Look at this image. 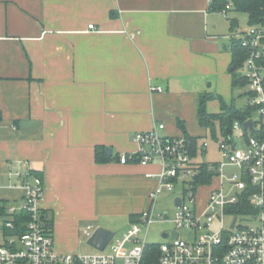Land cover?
Segmentation results:
<instances>
[{
  "label": "crops",
  "instance_id": "obj_1",
  "mask_svg": "<svg viewBox=\"0 0 264 264\" xmlns=\"http://www.w3.org/2000/svg\"><path fill=\"white\" fill-rule=\"evenodd\" d=\"M209 1L0 0V200L21 198L16 171L40 175L57 252L148 207L159 164L118 161L134 133L163 123L198 139L199 97L209 113L218 97L235 105L229 47L243 31Z\"/></svg>",
  "mask_w": 264,
  "mask_h": 264
},
{
  "label": "built area",
  "instance_id": "obj_2",
  "mask_svg": "<svg viewBox=\"0 0 264 264\" xmlns=\"http://www.w3.org/2000/svg\"><path fill=\"white\" fill-rule=\"evenodd\" d=\"M230 3L226 6L228 8ZM221 13L225 14L226 9ZM89 28L93 24L88 25ZM241 44L248 48L244 64L247 67L249 104L254 105L259 115V126L246 130L234 121L227 136L218 140L222 160L207 164L213 171L209 183L199 181L200 163L192 159V144L184 136H167L160 131L163 123L133 135L137 148L133 153L120 154V163L159 164V171L146 176L155 177L156 187L149 193V205L120 235L112 236L105 248L109 252L98 255L59 253L49 227V217L40 201L43 196V179L30 170L16 171L20 181L21 198L16 201L0 200V264H264V26H251L241 34ZM154 89V88H153ZM155 89L160 90L159 87ZM250 120V119H249ZM250 131L245 137L240 134L241 145L234 141V130ZM244 137V139H243ZM206 142L201 149L205 150ZM227 165L241 169L240 178L232 174L227 182L234 191L223 189V169ZM196 175V177H194ZM215 180V181H214ZM214 181V182H213ZM216 183V184H215ZM177 184L182 191L175 193ZM207 185L201 195L202 209L197 207V188ZM166 191L179 197L180 205L174 204L171 219L168 212L155 209L159 195ZM231 220L225 224L224 218ZM240 217H242L240 219ZM248 220L255 224L246 223ZM170 221L171 231H163L169 240L150 248L146 234L152 222ZM219 223L216 231L206 230L197 235L196 230ZM93 225L84 233L90 236ZM187 229L190 237L184 238L179 230ZM92 231V232H91ZM144 234L142 236V233ZM175 231L177 235L171 236Z\"/></svg>",
  "mask_w": 264,
  "mask_h": 264
},
{
  "label": "rangeland",
  "instance_id": "obj_3",
  "mask_svg": "<svg viewBox=\"0 0 264 264\" xmlns=\"http://www.w3.org/2000/svg\"><path fill=\"white\" fill-rule=\"evenodd\" d=\"M227 16L229 17H236L237 18V29H242L241 31H247L250 27L249 22H248V16L247 13L244 11H239V10H229L227 12ZM247 67L244 64L242 67L239 68L238 73L240 74H247ZM248 92V89L246 87H242V88H237L235 91V105L239 108H244L246 106V96H245V92ZM251 118L253 119L254 123H255V127H258L260 122H259V115L257 112V109H253L251 111ZM215 136L213 135V131L208 129L207 133L205 135V137H199L197 139V149H196V153L195 155H192V159L194 162L196 163H213V162H219L222 160V156H221V151L218 148V140L222 137L221 132H220V128H219V124L216 122L215 123ZM234 136H235V143L238 147H240L241 142H240V134H243V136L245 137L246 135L250 134V131H243L241 128L234 130ZM243 137V139H244ZM203 142L207 143V146L205 148V150L201 149V145ZM223 189L227 192H233V186L232 184H230L229 182H227V178L230 177L232 174H237V177L240 178L242 175L241 169L238 168L237 166H232V165H227L224 167L223 169ZM215 181V180H214ZM213 181V182H214ZM207 185H200L197 188V198H198V202H197V207L198 209H202L203 207V202L201 200V195L203 192L206 191L207 189ZM175 193H180L182 191V185L181 184H177L175 187ZM175 193H167L166 191H163L159 197L158 200L156 202L155 205V209L158 211H162L168 212V217L169 219H171L173 217L174 214V204H173V197L175 195ZM242 217H240L241 219ZM231 220V217L229 215L225 216L224 218V222L225 224H228ZM119 224H116L117 226H113L112 225V230L116 233V235H120L123 231L126 230V228L128 227L127 225H124V223L120 221ZM256 221L254 220H248L246 223L249 224H255ZM99 223V222H98ZM127 223V222H126ZM125 223V224H126ZM93 229L92 231H94V229L98 226H96V224H93ZM219 228V223L215 222L214 224H212L210 227H206V228H202L201 230H196L197 235H200L202 232L209 230V231H216ZM174 229V224L170 221H163V222H159V221H155L152 222L149 226V229L147 231L146 234V240L149 243H162L165 242L167 240L170 239V237H163L162 236V232L167 230V231H171ZM91 231V232H92ZM179 233L182 237L184 238H189L190 235V231L187 229H181L179 230ZM144 234V231L142 233V236ZM88 238L89 236H87L85 233H81V235L79 236L77 242H76V253L80 254V255H98V254H102V253H107L109 252V247L105 248L104 250L100 251L98 249H96L95 247H93L91 244L88 243Z\"/></svg>",
  "mask_w": 264,
  "mask_h": 264
},
{
  "label": "trees",
  "instance_id": "obj_4",
  "mask_svg": "<svg viewBox=\"0 0 264 264\" xmlns=\"http://www.w3.org/2000/svg\"><path fill=\"white\" fill-rule=\"evenodd\" d=\"M230 3V6L226 8V6ZM233 9L244 11L247 13L248 22L250 27H262L264 26V0H210L209 1V9L212 11L221 12L223 9ZM231 26L234 27V18H230ZM243 31L241 34L245 33ZM230 52L232 55L231 59V74H232V85L245 87L247 86V77L246 75L238 73L240 67L244 65L245 59L248 55V48L241 44V39H232L230 44ZM261 62L264 64V54L261 57ZM250 97L249 91L247 92ZM212 96H201L198 99L197 104V120L198 123L205 127L207 130L210 129L213 131V135L215 136V123L219 124L220 132L222 136H227L232 130V124L234 121H238L240 124H243L244 121L251 118V111L256 107L254 105L249 104V100L244 108L236 107L233 103L227 105L220 97L221 102V112L219 113H209L206 110L205 103ZM216 97V96H215ZM186 136L191 144H192V155L196 153V141L197 138ZM202 146V145H201ZM99 147L95 148V160L102 162L108 161L111 159V156L106 155V153ZM215 163V162H213ZM207 163H200V177L199 181L203 183H209L213 171H209L207 169ZM38 175V174H37ZM49 227L52 229V223L49 220ZM156 244L158 243H150V248H156Z\"/></svg>",
  "mask_w": 264,
  "mask_h": 264
},
{
  "label": "water",
  "instance_id": "obj_5",
  "mask_svg": "<svg viewBox=\"0 0 264 264\" xmlns=\"http://www.w3.org/2000/svg\"><path fill=\"white\" fill-rule=\"evenodd\" d=\"M242 127L244 130L251 128L252 127L251 120L248 119V120L244 121L242 124ZM105 151L107 152V154L111 153L110 148H105ZM194 177H196V175ZM174 204L176 206L180 205L179 197H176L174 199ZM114 234H115V232L113 230L98 226L94 229V231L89 236L88 243L91 244L96 249L101 250L106 246V244L110 241V239L112 238V236ZM166 235H167L166 233H162L163 237H166ZM176 235H177V233L175 231H173L171 233L172 237H175Z\"/></svg>",
  "mask_w": 264,
  "mask_h": 264
}]
</instances>
